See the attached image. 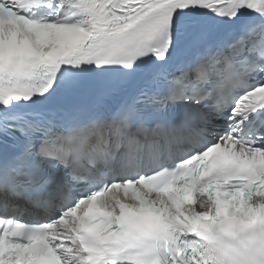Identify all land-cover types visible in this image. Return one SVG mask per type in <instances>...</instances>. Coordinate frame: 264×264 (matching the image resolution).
Masks as SVG:
<instances>
[{
  "label": "snow or ice",
  "instance_id": "1",
  "mask_svg": "<svg viewBox=\"0 0 264 264\" xmlns=\"http://www.w3.org/2000/svg\"><path fill=\"white\" fill-rule=\"evenodd\" d=\"M0 264H264V0H0Z\"/></svg>",
  "mask_w": 264,
  "mask_h": 264
}]
</instances>
